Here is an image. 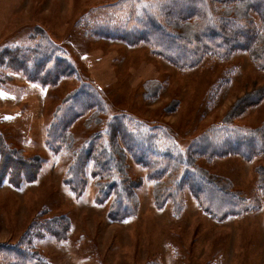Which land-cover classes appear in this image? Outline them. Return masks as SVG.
<instances>
[{
	"label": "rangeland",
	"instance_id": "rangeland-1",
	"mask_svg": "<svg viewBox=\"0 0 264 264\" xmlns=\"http://www.w3.org/2000/svg\"><path fill=\"white\" fill-rule=\"evenodd\" d=\"M141 2L0 0V61L4 48L40 46L55 55L56 47L76 69L57 85H43L0 66V160L6 150L16 161L0 173V246L18 241L35 219L63 215L71 223L65 239L46 234L31 243L49 264H264V153L252 160L229 155L192 161L195 174L262 204L222 221L207 213L188 184L179 193L181 204L169 198L159 208V193L178 189L179 170L155 182L150 169L131 156L127 172L138 183V211L124 221L108 217L110 201L95 202L92 166L83 195H74L64 181L75 150L93 134L103 133L116 152L124 153L116 135L120 120L137 133L156 134L161 149L184 154L212 133L220 141L233 129L261 137L264 69L255 52L208 56L195 68L180 69L151 53L148 44L90 37L83 24L77 25L80 19L119 24L134 18ZM263 43L264 33L259 46ZM82 85L100 94L104 114L78 119L71 126L74 145L54 155L45 143L47 128L60 104ZM250 96L263 99L254 103ZM245 102L248 107L242 108ZM5 248L0 247V264L12 263Z\"/></svg>",
	"mask_w": 264,
	"mask_h": 264
},
{
	"label": "trees",
	"instance_id": "trees-1",
	"mask_svg": "<svg viewBox=\"0 0 264 264\" xmlns=\"http://www.w3.org/2000/svg\"><path fill=\"white\" fill-rule=\"evenodd\" d=\"M140 1L143 2L140 3L138 14L134 18L130 16L118 21L119 24L113 25L107 20L89 22L91 19H80L77 25L83 24L90 37L115 38L131 46L148 44L151 53L165 58L180 69L195 68L208 56H229L237 50L255 52L259 66L264 69V43L259 46L264 33L261 28H264V0ZM154 1L157 2L156 7ZM240 4L246 9L239 10ZM173 24H176L177 30L173 29ZM3 50L0 66L20 72L30 81L57 85L61 78L75 74L72 61L59 48H54L55 55L40 46H16ZM263 97H254V100L251 96L248 98L258 103ZM247 107L248 102H245L242 108ZM88 114L98 117L104 114V106L102 97L94 87L82 85L60 104L47 128L45 143L54 155L74 145L71 126ZM252 133L233 129L228 132L229 135H225L223 141L214 133L208 134L192 143L184 154L161 149L156 134L137 133L120 120L116 123V135L124 153L116 152L111 142L107 143L103 133L93 134L75 150L64 181L74 195H83L88 184L87 169L92 166L91 176L97 189L95 202L103 204L110 201L108 217L112 221H124L138 211L135 201L138 183L129 178L127 172V159L131 156L134 162L151 170L149 179L155 182L162 181L164 174L167 176L179 170L180 177L175 180L178 189H163L156 197L159 208L169 198L181 204L179 193L183 185L188 184L201 205L208 207L207 213L222 221L231 215L257 210L262 204L222 188L208 175L195 174L198 170L192 161L202 157L213 160L229 155H241L248 160L257 158L264 153V130L260 131L262 138ZM9 154L4 151L5 157L0 160V173L6 171L11 161L16 163L12 154ZM261 191L264 193V188ZM70 229L71 223L67 216L35 219L18 241L4 243L0 247H6L10 252V264H49L40 252L31 248V243L36 237L42 238L46 234L65 239Z\"/></svg>",
	"mask_w": 264,
	"mask_h": 264
}]
</instances>
